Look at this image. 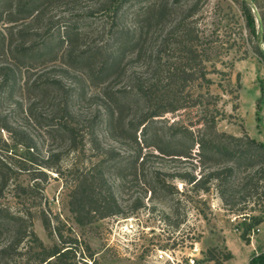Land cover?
<instances>
[{"label":"trees","instance_id":"obj_1","mask_svg":"<svg viewBox=\"0 0 264 264\" xmlns=\"http://www.w3.org/2000/svg\"><path fill=\"white\" fill-rule=\"evenodd\" d=\"M208 1L0 0V103L17 94L27 97L26 108L15 103L22 119L44 122L48 136L61 143L42 156L34 138L8 125L6 118L0 120V128L26 150L32 176H38L33 178L35 187L37 179L46 181L47 172L64 181L69 212L79 227L122 215L116 189L105 173L111 156L101 133L120 138L134 134L137 142L139 131L145 145L161 156L206 166L203 177L179 178L193 191L213 187L225 207L234 208L235 196L247 197L251 190L264 196V144L217 129L223 112L219 97L210 91L209 42L201 27ZM235 2L255 39L253 52L264 60L259 48L264 46V18L260 35L250 2ZM260 91L262 96L264 81ZM86 154L92 157L83 163L80 159ZM10 167L0 160V190L9 184ZM14 168L29 171L26 166ZM72 171L84 173L68 186L65 174ZM239 180L243 182L236 185ZM149 182L162 191L172 189L156 173ZM34 186L14 188L27 194ZM4 212L0 226L14 224L18 235L26 215ZM40 220L58 244L46 247L30 231L38 250L36 264L75 258L77 239L66 241L44 211ZM263 222V215H246L239 239L248 245L251 232ZM229 258L230 254L225 259ZM82 264H87L84 258ZM249 264H264V259L253 258Z\"/></svg>","mask_w":264,"mask_h":264},{"label":"rangeland","instance_id":"obj_2","mask_svg":"<svg viewBox=\"0 0 264 264\" xmlns=\"http://www.w3.org/2000/svg\"><path fill=\"white\" fill-rule=\"evenodd\" d=\"M248 2L264 18V0ZM201 27L209 42L206 67L213 81L210 91L219 97L218 106L223 112L217 123L218 131L237 137L247 135L264 144V93L261 96L260 91L264 60L252 50L256 42L248 33L239 5L235 0H209L202 11ZM259 48L264 51L262 44ZM260 97L259 119H256V102ZM15 103H21L23 108L29 104L27 97L18 94L2 101L0 120L6 118L8 125L33 137L42 156L51 145H60L61 141L48 136L44 122L24 121ZM19 136L24 138L21 133ZM133 136L120 138L101 133L102 145L109 148L111 156L105 173L116 189L122 215L79 227L69 212V189L64 181L47 172L46 181L37 179L39 186L35 187L33 178L38 176H32L34 167L26 161V150L0 128V160L11 166L9 184L0 190V214L8 211L26 215L24 228L18 235L14 224L0 226V264L37 263L38 250L30 231L46 247L58 244L56 237L48 236L44 229L41 211L66 241L73 237L79 243L75 258L69 256L62 264H82L83 258L87 264H162L154 257L156 251L164 249L175 250L182 264L190 259L196 264H249L253 258L264 259V222L251 232L248 245L239 239L246 215L264 217L261 192L251 190L247 197L241 193L235 196L234 208L225 207L213 187L208 192L193 191L179 178L184 174L203 177L208 171L206 166L161 156L154 147L145 145L139 131L135 134L137 142ZM91 157L86 154L80 161L87 163ZM20 166H26L29 171L14 168ZM82 173L65 174L68 186ZM153 173L172 189L162 191L149 182ZM242 182L239 180L236 185ZM18 184L35 188L24 194L14 188ZM150 187L153 193L148 191ZM228 254L231 258L226 260Z\"/></svg>","mask_w":264,"mask_h":264},{"label":"built area","instance_id":"obj_3","mask_svg":"<svg viewBox=\"0 0 264 264\" xmlns=\"http://www.w3.org/2000/svg\"><path fill=\"white\" fill-rule=\"evenodd\" d=\"M155 260L162 264H182L177 256V252L173 249L158 250L155 254ZM186 264H196L193 259L187 261Z\"/></svg>","mask_w":264,"mask_h":264},{"label":"water","instance_id":"obj_4","mask_svg":"<svg viewBox=\"0 0 264 264\" xmlns=\"http://www.w3.org/2000/svg\"><path fill=\"white\" fill-rule=\"evenodd\" d=\"M250 8H251V11L255 17V21L257 23V26H258V30H259V33L260 35L262 34V30H263V25H262V19H261V16L259 14V12L257 11V8L255 7V5L253 3H250ZM260 51L262 52V55H263V58H264V51L260 49Z\"/></svg>","mask_w":264,"mask_h":264}]
</instances>
